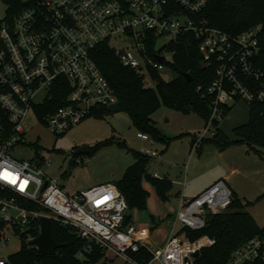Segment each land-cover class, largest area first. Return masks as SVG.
I'll list each match as a JSON object with an SVG mask.
<instances>
[{"label": "built area", "instance_id": "2783aa9c", "mask_svg": "<svg viewBox=\"0 0 264 264\" xmlns=\"http://www.w3.org/2000/svg\"><path fill=\"white\" fill-rule=\"evenodd\" d=\"M17 1V10L6 3L7 15L0 21V107L10 125L4 129L0 122V247L10 240L8 232L34 240L32 224L40 234L41 219L47 217L84 242L80 259L84 252L99 249L105 260L113 254L126 264H143L133 254L145 247L151 256L146 264H195L192 254L212 246L213 239L191 241L174 231L162 247L152 248L145 231L126 223L128 205L114 182L69 196L57 178L45 173L50 162L37 155L19 160L11 152L25 144V119L32 114L38 121L34 108L56 93L64 90L63 105L42 123L55 135L79 125L93 108L117 104L113 88L93 60L94 50L102 44L109 45L122 66L151 79V72L166 69L165 63L172 61L174 51L169 47L190 35L202 64L214 67L207 89L213 97L212 110L204 134L214 130L213 121L222 117L223 106L230 101L257 105L264 122L262 28L232 36L208 26L199 16L207 0ZM161 40L167 42L158 49ZM151 42L149 52L146 46ZM137 136L149 140L143 133ZM142 153L151 158L157 155ZM232 201L226 181L218 179L192 198L182 196L175 221L182 228L199 231L205 226L206 213H220ZM0 264L10 262L0 258ZM226 264H264V235L233 250Z\"/></svg>", "mask_w": 264, "mask_h": 264}, {"label": "rangeland", "instance_id": "374dc122", "mask_svg": "<svg viewBox=\"0 0 264 264\" xmlns=\"http://www.w3.org/2000/svg\"><path fill=\"white\" fill-rule=\"evenodd\" d=\"M7 4L0 0V21L7 15ZM159 42L158 49L166 43ZM171 60L169 53H164ZM162 80L169 82L176 75L163 69L157 72ZM147 88H155V82L146 78ZM38 101V100H35ZM229 113L218 119V128L230 139L237 136L235 129L249 120L250 106L244 101L227 103ZM162 140L138 138L139 131L132 125L129 116L119 110L115 113H92L79 125L68 132L55 135L30 114L23 122L25 144L16 146L11 154L19 160H31L36 155L45 162V173L57 178L65 193L73 196L76 191L87 190L94 185L119 181L126 170L135 163L133 152L149 151L157 155L149 159L147 171L156 178H166L174 183L167 194V200L161 201L153 187L146 181L144 189L149 193L145 209L129 211V225L136 231L150 233L151 247H161L169 237L171 230L182 229L176 222L180 206V195L185 190L188 198L210 185L215 177L231 170L226 180L230 190L237 193L242 202L251 203L246 211L255 219L260 228H264V150L256 146L237 144L219 151L212 145H201V140L211 138L215 129L204 134L205 119L198 113L180 108L173 109L161 105L151 115ZM111 137L116 140L88 155L100 142ZM203 138L201 140H198ZM198 140L191 150V141ZM124 144V145H122ZM86 147L88 154L74 156L73 150ZM190 154L192 157H190ZM74 160L73 163L71 161ZM147 228V229H146ZM8 243L0 247V258L17 253L21 249V240L12 232L7 233ZM96 264H126L122 258L109 255Z\"/></svg>", "mask_w": 264, "mask_h": 264}, {"label": "trees", "instance_id": "16d2710c", "mask_svg": "<svg viewBox=\"0 0 264 264\" xmlns=\"http://www.w3.org/2000/svg\"><path fill=\"white\" fill-rule=\"evenodd\" d=\"M11 8L17 10V0H4ZM207 25L221 30L232 36L239 35L251 28L261 27L264 38V0H207V6L199 15ZM153 42L146 49L152 52ZM174 51L171 62L165 63L168 71L176 77L169 82L160 78L157 72H151V79L155 82V88H147L145 76L137 71L120 64L114 51L108 44L98 46L93 52V60L101 73L113 88L117 97L118 111L123 110L130 118L132 125L145 135L154 140H162L151 115L161 105L173 109L186 108L189 111L200 114L205 119L207 127L212 110L213 97L207 93V89L214 77V67H204L202 58L198 52L197 43L188 35L169 47ZM64 90L56 93L54 98L45 101L34 108V113L39 122L44 123V118L63 105ZM230 111L228 106H223L225 117ZM109 113L104 107H95L92 113ZM0 122L2 128H9L8 118L0 107ZM219 121H213L215 133L211 138L201 140V145H212L219 151L237 144L256 146L264 150V122L260 117L259 107L250 106L249 120L246 124L236 128L237 139L230 140L219 128ZM147 135V136H148ZM116 140L115 137L106 139L95 146L93 151L106 147ZM197 140L191 141L193 149ZM124 145V144H122ZM135 163L131 165L123 177L114 183L124 196L128 210L145 209L149 193L144 189L143 182H148L161 201L167 200V194L172 189L173 183L166 178H156L147 171L148 157L140 152H133ZM249 202H242L236 195L230 206L220 213H206L205 226L199 231L182 228L178 233H184L191 241L201 237H209L214 240L210 247L203 248L195 264H226L233 250L244 242L264 235V228H260L255 219L246 211ZM31 206V205H30ZM32 207V206H31ZM128 214L126 223L129 224ZM2 226V224H1ZM51 233L53 239L60 245L54 256H43L40 252L29 246L30 240L22 235L21 249L10 256V264H96L104 258L99 249L89 253L84 252V257L79 258V252L84 249V242L76 236L74 231L59 223L52 221ZM39 236L38 227L32 224L30 237ZM136 260L146 264L150 260V252L141 247L139 252L133 254Z\"/></svg>", "mask_w": 264, "mask_h": 264}, {"label": "water", "instance_id": "95a60500", "mask_svg": "<svg viewBox=\"0 0 264 264\" xmlns=\"http://www.w3.org/2000/svg\"><path fill=\"white\" fill-rule=\"evenodd\" d=\"M161 58L159 61L161 62ZM205 65H203V68ZM106 110L109 113H115L118 111V105L113 104L106 108ZM88 149L86 147L78 148L76 150H73L72 154L74 156L82 155V154H88ZM74 160L71 161L73 163ZM51 226L52 221L50 218L43 217L41 219V231L37 238L29 242V246L36 248L41 255L43 256H54L57 249L60 247V245L53 239L52 233H51ZM200 253L195 252L192 254V257L196 260L198 259Z\"/></svg>", "mask_w": 264, "mask_h": 264}, {"label": "crops", "instance_id": "0c3cea01", "mask_svg": "<svg viewBox=\"0 0 264 264\" xmlns=\"http://www.w3.org/2000/svg\"><path fill=\"white\" fill-rule=\"evenodd\" d=\"M197 145V144H196ZM194 149V148H193ZM193 149H191V150H193ZM190 157H192V155L190 154ZM237 172L235 171V170H231L230 171V174L229 175H226V173H223V174H221V175H218L217 177H215L214 179H213V181L210 183V185H208V186H206L205 188H203L202 190H200V191H198L197 193H195L194 195H193V197L194 196H196V195H198L199 193H201L202 191H204L205 189H207L209 186H211L215 181H217L218 179H224L225 181L229 178V176L230 175H234V174H236ZM156 176L157 177H159V175L158 174H156ZM108 182H115V181H108ZM104 183H107V182H104ZM173 183V182H172ZM100 184H103V183H100ZM97 185H99V184H97ZM173 185H174V183H173ZM94 186H96V185H94ZM94 186H92V187H94ZM91 187V188H92ZM90 189V188H89ZM81 191H84V190H80V191H76L73 195H75V194H77V193H79V192H81ZM231 192H232V195H236V196H238L237 195V193L234 191V190H231ZM184 197V198H187L188 199V197H186L187 196V191L185 192V190L181 193V195H180V200H181V197ZM192 198V197H191ZM147 229V228H146ZM181 230V229H180ZM179 230V231H180ZM179 232L178 230H176V229H172L171 230V233L172 232ZM171 233H170V235H171ZM147 235H148V237L146 238V243L151 247L152 245H151V242L149 241V236H150V233H147ZM170 235H169V237H170ZM168 237V238H169ZM168 238L166 239V241L165 242H163L162 243V245H161V247L167 242V240H168ZM155 248H160V247H155Z\"/></svg>", "mask_w": 264, "mask_h": 264}]
</instances>
